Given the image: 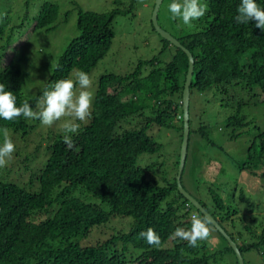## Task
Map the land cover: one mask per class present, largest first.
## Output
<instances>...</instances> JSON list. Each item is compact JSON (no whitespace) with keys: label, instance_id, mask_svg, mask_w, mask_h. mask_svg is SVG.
Returning a JSON list of instances; mask_svg holds the SVG:
<instances>
[{"label":"trees","instance_id":"16d2710c","mask_svg":"<svg viewBox=\"0 0 264 264\" xmlns=\"http://www.w3.org/2000/svg\"><path fill=\"white\" fill-rule=\"evenodd\" d=\"M202 2L208 6L205 16L193 22L194 26H186L181 37L175 38L190 52L194 62L189 87L187 154L193 137L213 146L206 136L207 112L195 109L197 97L217 96L221 102L228 99V106L220 105L222 111L231 107L225 117V126L230 130L226 136L228 143L242 141L250 134L247 143L237 151L240 157L233 168L238 173L255 176L253 181L262 188L255 193L261 194L264 121L255 124L244 110L264 104V32L254 21L236 22L240 0ZM256 3L264 9V0ZM113 4L116 8L105 13L78 10V35L58 57L47 86L32 97L24 96L21 72L12 65V60L17 55V46L26 41L25 33L29 36L38 30L48 33L56 29L59 7L46 2L31 20L25 16L14 20L10 6L6 9L0 6V83L16 97L17 107L27 101L34 110L43 92L56 81L67 79L73 70L88 75L92 72L109 51L115 18L126 12L119 8L120 0H114ZM64 18L67 21L68 14ZM152 29L155 32L153 26ZM159 38L163 43L159 54L167 56L164 61L157 55L139 62L129 74H105L98 78L91 119L79 123L78 133L72 135V149L63 143L61 124L51 138L48 136L45 141L43 137L38 145L32 140L17 145L13 137L18 132L28 136V119L23 116L14 121L0 119V129L7 128L15 144L13 158L0 169V264H215L217 255L234 254L227 239L208 219L209 228L225 243L223 250L213 251L205 241L189 247L187 241L174 238L177 227L191 228L194 216L207 217L179 193L177 170L171 181L165 182L151 173L154 164H139L141 157L160 150L153 134L165 130L175 132L174 168L178 169L179 164L183 137L181 100L188 59L180 48L160 35ZM240 93L245 96L240 98ZM3 141L0 132V145ZM30 146H34L32 153L26 151ZM41 149L43 155L33 163ZM187 154L180 178L183 189ZM201 162L202 157L197 166ZM20 171L30 172L26 181H21L20 176L12 177ZM218 190L219 187L207 188L210 202L201 200L197 190L196 197L186 192L236 244L242 259L243 254L251 251L264 258V220L237 229L235 220L240 219L234 203L237 188L230 197L234 204L224 203L216 193L220 194ZM243 194L241 189L238 201L246 202L245 208L248 205L253 212L255 194L249 197ZM117 217L131 218L127 230H113L106 237L83 243L93 227ZM148 228L160 237L159 246H149L139 236ZM243 263L246 264L244 260Z\"/></svg>","mask_w":264,"mask_h":264},{"label":"rangeland","instance_id":"374dc122","mask_svg":"<svg viewBox=\"0 0 264 264\" xmlns=\"http://www.w3.org/2000/svg\"><path fill=\"white\" fill-rule=\"evenodd\" d=\"M113 1L114 0H0V6H3L4 9L10 6V12L14 20L21 16L28 17V20H31L37 15L41 5L46 2L57 5L60 10L58 24L54 31L47 33L43 30H38L35 33H31L29 36L25 33L24 36L26 41L24 40L25 42L17 46V53H15L17 55L12 60V65L17 67L21 72L22 92L25 97H32L44 90L47 86L48 79L52 74L58 57L62 54L68 42L78 35L76 28L78 10L94 13L110 12L116 8ZM155 1L156 0H120L119 8L121 10H126V12L122 16H117L113 22L114 38L106 56L89 74L92 80V87L87 89L88 91H92L93 94L95 93L97 81L101 75L115 74L123 76L134 71L136 65L141 61L150 60L153 57H157V55H159L162 61L167 58L166 55L159 54L163 43L159 35L152 29L151 15ZM171 2L172 0H163L158 12L157 21L162 30L169 33L172 37L178 38L185 32L186 26L183 25L181 20H173L171 18V14L168 12V5ZM65 14H68L67 21H64ZM178 24L180 27H177ZM25 28H27V25H25ZM7 60H9V58H6V61ZM74 73L75 70L70 72L67 79L75 80ZM49 90H51V88ZM81 90L82 89H80L77 83L75 88L76 93L78 94ZM244 96V93L239 94L240 98ZM196 100L197 107H195V109L207 112L206 121L209 126L208 129H206V136L209 141H212L213 146L207 144V141L204 139L191 137L192 139H190L188 147L186 169L184 172L183 186L185 191L194 197L198 195V197L205 202H210L207 188L215 190L216 187H219L218 191L221 195L218 192L216 193L221 197L224 203L234 204L236 202L235 206L237 207L236 209L239 210L240 215V219L235 220L237 229H242L243 226H249L245 224H251L253 222H256V224L262 223L264 220V190L261 194H256L255 192L262 188L258 186V182L253 181L255 176H251L246 172L238 173L237 169L233 168L234 163L237 162L240 157L237 151L243 144L245 145L247 143L246 140L250 138V134L244 136L242 141L235 142L234 140L228 143L226 136L229 135L230 130L225 126V117L229 115L231 107L229 106L228 111H222L223 108L220 107L221 103L228 106V99L221 102L218 100L217 96L213 97L211 95H206L199 96ZM229 103L231 104L232 101ZM219 108L221 110H219ZM34 111H39V104ZM244 113L251 121L253 120L255 124L260 125L261 122L264 121V104L249 109L247 108L244 110ZM69 119L72 118L64 117L60 121L55 122L51 127L42 125L38 119H28L27 124L30 126L28 136L24 137V135L18 132L16 133L17 136L13 137L14 142L19 145L20 142L24 144L32 140L34 145H38L43 137L45 141L48 136L51 138L53 134L58 131L57 126ZM77 123L82 122L77 121ZM197 123L200 122L197 121ZM153 137L154 140L161 145L160 150L155 153V155L141 157L139 159V164H154L155 167L151 170V173L156 176L157 180H169L168 182H170L177 170L173 165L177 153V138L175 132L173 130L161 132L154 131ZM193 142L194 144H192ZM26 151L29 153L34 152V146L26 148ZM37 152V156L33 158V163L40 160L44 149ZM200 157H202V162L197 166V161ZM192 165L194 168L190 169ZM17 176H20L21 181H26L30 176V172L20 171L19 175H12L14 178ZM256 181L261 180L256 179ZM162 184L160 183V185ZM236 188L237 194L234 192ZM241 189L244 193L243 195L246 197L252 196L253 193L255 194L253 198L256 199V203L253 212L248 205L247 211L245 208L246 202L243 203V201H238L239 191ZM195 190H197L196 195L194 194ZM251 190L252 193H249ZM233 192L236 198L234 203H231L230 197ZM119 219L118 217L112 218L106 224L93 227L83 243L89 241L94 242L106 237L112 233L113 230H127L129 228L128 223H131V218L121 219L123 221ZM210 230L211 234L209 238L204 241L213 251L223 250L225 248V243L216 235L214 230ZM243 260L246 264H264V258L259 256L255 251L243 254ZM215 264H238V262L234 254L227 252L225 255H217Z\"/></svg>","mask_w":264,"mask_h":264},{"label":"clouds","instance_id":"9594fccd","mask_svg":"<svg viewBox=\"0 0 264 264\" xmlns=\"http://www.w3.org/2000/svg\"><path fill=\"white\" fill-rule=\"evenodd\" d=\"M207 11L208 6L202 0H172L168 5L171 18L181 20L185 26H194L193 22L203 18ZM235 20L238 24L254 21L255 26L264 32V9L256 3V0H240ZM177 27L180 25L178 24ZM74 75L75 80H58L51 86V90L43 92L38 102L39 111H34L27 101L17 107L16 97L0 83V119L14 121L23 116L26 119H38L42 125L51 127L64 117H71L72 119L66 120L60 127L64 133L63 143L68 149H72L74 147L72 135L78 133L80 129V124L75 121L87 122L91 119L94 99L93 92L87 90L92 87L89 75L82 70H76ZM77 83L82 89L78 94L75 91ZM0 132L4 136L3 144L0 145V169H2L13 158L15 144L7 128L0 129ZM210 234L207 218L194 216L191 228L177 227L173 237L187 241L189 247H197L198 241L207 240ZM139 236L145 239L149 246L160 244V237L152 228L139 233Z\"/></svg>","mask_w":264,"mask_h":264},{"label":"water","instance_id":"95a60500","mask_svg":"<svg viewBox=\"0 0 264 264\" xmlns=\"http://www.w3.org/2000/svg\"><path fill=\"white\" fill-rule=\"evenodd\" d=\"M163 0H156L152 15H151V23L152 26L157 34L160 35V37L166 41H168L170 44L173 46L180 48L187 56L188 59V69H187V74L185 78V83H184V88L182 91V112H183V137H182V142H181V147H180V157H179V164H178V169H177V175H176V183H177V189L179 193L190 203L192 204L196 209H198L203 215L207 217V219L213 224V226L227 239L230 247L232 248L239 264H244L242 256L240 254V251L238 250L236 244L230 240V238L224 233L222 228L217 224V222L200 206V204L192 197L190 196L182 187L181 185V174L183 171L184 163H185V158L187 154V146H188V136H189V116H188V104H189V87L191 84V78H192V72H193V58L190 54V52L182 47L180 43L173 38L169 33L165 32L162 30L157 21V16L159 12L160 5Z\"/></svg>","mask_w":264,"mask_h":264}]
</instances>
